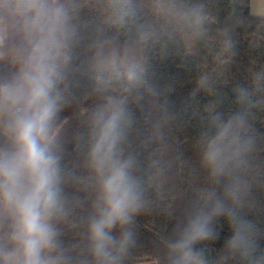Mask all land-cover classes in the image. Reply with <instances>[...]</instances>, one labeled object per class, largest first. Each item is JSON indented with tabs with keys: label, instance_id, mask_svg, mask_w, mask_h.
Returning a JSON list of instances; mask_svg holds the SVG:
<instances>
[{
	"label": "trees",
	"instance_id": "trees-1",
	"mask_svg": "<svg viewBox=\"0 0 264 264\" xmlns=\"http://www.w3.org/2000/svg\"><path fill=\"white\" fill-rule=\"evenodd\" d=\"M45 2L67 17L50 144L62 190L49 220L58 233L53 255L63 264H91L88 228L99 177L89 154L117 111L114 159L129 165L144 201L129 226L136 243L122 264H170L168 243L204 218L216 238L196 247L207 244L208 264H248L227 246L230 211L252 223L256 255L264 253V18L252 15L250 0ZM35 14L16 15L12 0H0V76L18 72L14 57L31 48L26 24ZM237 115L244 119L234 127L241 155L213 176L203 149ZM8 146L0 135V148Z\"/></svg>",
	"mask_w": 264,
	"mask_h": 264
},
{
	"label": "clouds",
	"instance_id": "clouds-1",
	"mask_svg": "<svg viewBox=\"0 0 264 264\" xmlns=\"http://www.w3.org/2000/svg\"><path fill=\"white\" fill-rule=\"evenodd\" d=\"M12 5L16 15L36 14L26 24L30 50L14 57L18 72L0 76V135L9 141L8 147L0 148V264H63L53 255L59 246L58 233L49 223L62 197L59 158L50 144L56 134L57 60L65 47L67 17L62 7L49 8L45 0H12ZM4 39L0 25V45ZM246 92L240 89L242 96ZM120 115L114 112L102 125L89 154L90 166L99 177L95 216L88 228L91 264H122L136 243L129 226L144 207L143 194L128 174L129 165L114 159ZM243 125V117L237 115L208 141L201 161L211 175L226 174L230 161L241 155L234 127ZM229 198L236 199L235 190ZM223 208L218 201L216 214ZM228 218L233 228L229 250L239 252L248 264H264V253L256 255L252 223L231 211ZM209 219L194 220L168 243L170 264H208L207 244L196 245L216 238ZM117 228L118 236L113 234Z\"/></svg>",
	"mask_w": 264,
	"mask_h": 264
},
{
	"label": "crops",
	"instance_id": "crops-1",
	"mask_svg": "<svg viewBox=\"0 0 264 264\" xmlns=\"http://www.w3.org/2000/svg\"><path fill=\"white\" fill-rule=\"evenodd\" d=\"M250 11L253 16L264 18V0H250Z\"/></svg>",
	"mask_w": 264,
	"mask_h": 264
},
{
	"label": "rangeland",
	"instance_id": "rangeland-1",
	"mask_svg": "<svg viewBox=\"0 0 264 264\" xmlns=\"http://www.w3.org/2000/svg\"><path fill=\"white\" fill-rule=\"evenodd\" d=\"M1 25V24H0Z\"/></svg>",
	"mask_w": 264,
	"mask_h": 264
}]
</instances>
